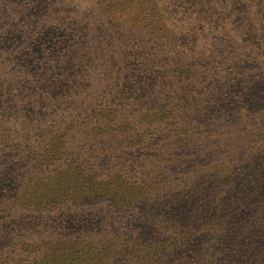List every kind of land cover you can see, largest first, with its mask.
<instances>
[{
    "label": "trees",
    "instance_id": "trees-1",
    "mask_svg": "<svg viewBox=\"0 0 264 264\" xmlns=\"http://www.w3.org/2000/svg\"><path fill=\"white\" fill-rule=\"evenodd\" d=\"M189 31L196 33L188 27L186 36ZM226 36L230 34L221 35ZM190 43L172 52L175 58H167L154 74L163 76L165 70L173 77L141 76L143 83L135 90L109 95L103 102L94 99L84 110L72 108L69 114L66 110L55 116L48 124L68 123V134L51 146H19L16 138L22 129L15 123L23 126L28 120L15 121L20 112L2 110L0 152L5 151L0 154V204L15 219L47 211V225L35 244L24 238L17 244L12 240L17 238L10 237L5 247L0 238V250L10 252L8 264H53L50 257L77 260L79 249L88 256L82 264H161L172 244L204 225L197 213L201 204H211L209 212H214L227 206L232 195L237 208L245 206L243 193H237L241 176L263 202L255 213L264 228V109L257 111L252 102L264 94V90L254 94L264 79V62L237 74L239 91L242 96L248 92L245 100L250 102L243 108L234 105L229 94L237 81L235 74L223 71L238 57L235 48L230 50L232 59L220 46L219 64L205 50L194 52ZM64 79L47 76L39 83L48 84L42 86L45 91L56 90ZM52 80L56 85L50 84ZM26 133L24 129L22 135L28 138ZM169 155L179 167L166 171ZM180 173L184 183L179 188L173 186L163 195L153 192L158 191V182ZM205 190H216L219 196L203 199ZM166 196H175L179 205L164 208ZM67 215L68 224L77 220L94 224L68 239ZM55 218L58 224L52 225ZM57 233V238L49 239ZM21 243L29 254L23 251L18 260L13 246ZM36 251L42 254L40 260L32 256Z\"/></svg>",
    "mask_w": 264,
    "mask_h": 264
},
{
    "label": "rangeland",
    "instance_id": "rangeland-1",
    "mask_svg": "<svg viewBox=\"0 0 264 264\" xmlns=\"http://www.w3.org/2000/svg\"><path fill=\"white\" fill-rule=\"evenodd\" d=\"M188 27H194L196 33L189 31L191 35L186 36ZM223 33L230 36L222 38ZM172 38L174 43L170 44ZM188 41L195 47L194 52L205 50L219 64V47L227 49L224 54L232 59L235 56L230 50L235 48L238 57L223 67L224 72L237 78L229 94L234 105L244 108L250 104L245 100L248 92L242 96L239 91L237 74L241 68H255L264 62V0H0V113L5 109L8 113L18 111L20 118L15 121L28 120L23 126L15 123L22 129L16 138L22 148L40 143L51 146L68 134V123L48 124L55 116L66 110L69 114L72 108L84 110L94 99L103 102L109 95L116 97L135 90L143 83L141 76L149 75L151 80L173 77L165 70L163 76L154 74L162 70L167 58H175L172 52H180ZM47 76L65 79L58 89L45 91L42 86L48 84H40L39 80ZM50 84L56 85L53 80ZM263 90L264 79L254 94ZM252 102L257 111L264 109V94ZM41 124L46 125L44 130L33 129ZM24 129L28 138L22 135ZM171 159L169 155L166 171L179 167ZM239 179L242 182L237 193H243L245 206L237 208L239 204L232 195L227 206L214 212H209L211 204H201L197 213L203 217L204 225L192 236L175 241L161 264H264V228L258 225L263 219L255 213L263 202L252 187L244 185L245 176ZM158 183V191L153 192L163 195L184 181L180 173ZM202 193L203 199L209 194V198L219 196L216 190ZM85 197L87 201L93 199ZM162 203L164 208L179 205L175 196H166ZM45 214L47 211L15 219L0 204L3 245H9L10 237H16L12 240L17 244L23 238L35 244L47 225ZM53 222L57 225V218ZM64 223L68 239L94 224L85 221L84 225L79 220L68 224V215ZM35 231L39 233L35 235ZM57 236L58 233L49 239ZM19 246H13L18 260L23 258V251L28 253L22 243ZM78 251L77 260L49 259L53 264H82L88 256L84 249ZM9 254L0 250V264H8ZM32 256L40 260L42 254L36 251Z\"/></svg>",
    "mask_w": 264,
    "mask_h": 264
}]
</instances>
